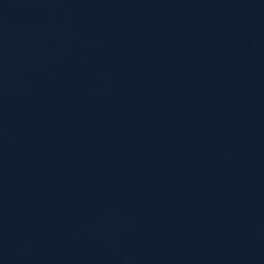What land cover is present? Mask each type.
<instances>
[{
	"label": "water",
	"instance_id": "obj_1",
	"mask_svg": "<svg viewBox=\"0 0 264 264\" xmlns=\"http://www.w3.org/2000/svg\"><path fill=\"white\" fill-rule=\"evenodd\" d=\"M0 264H264V0H0Z\"/></svg>",
	"mask_w": 264,
	"mask_h": 264
}]
</instances>
